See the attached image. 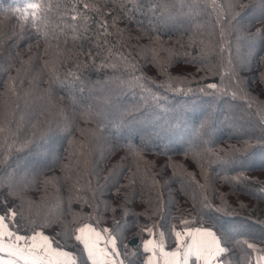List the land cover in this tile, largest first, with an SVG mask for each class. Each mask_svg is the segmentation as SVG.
<instances>
[{"label": "trees", "instance_id": "obj_1", "mask_svg": "<svg viewBox=\"0 0 264 264\" xmlns=\"http://www.w3.org/2000/svg\"><path fill=\"white\" fill-rule=\"evenodd\" d=\"M29 2L0 0V113L6 105L14 113L7 141L0 137V181L14 173L34 177L22 195L34 219L50 221L45 234L63 244L61 226L74 214L85 220L91 215L97 228L114 229L118 222L120 251L132 253L147 238L145 226L182 228L184 219L187 226L210 227V215L218 234L221 226L234 232L226 261L264 264V251L244 244L247 239L264 249V132L256 109L232 95L235 80L221 76L230 58L241 86L264 100V36L257 31L264 23L262 0H215V8L213 0H40L52 5L47 44L15 11ZM74 2L80 8L84 2L103 5L99 13H88L87 29L76 33L62 15L64 5ZM201 40L209 46L204 52ZM45 61H54V71ZM134 76L143 77L144 87ZM10 77L18 95H5ZM169 77L176 90L165 85ZM88 105L99 113L96 120L80 118ZM210 110L215 118L199 132L201 148L194 129ZM194 148L211 149L205 175ZM130 149L140 151L139 167ZM69 159L73 167L66 178L61 166ZM175 166L207 183L206 189ZM238 174L241 179H234ZM52 177L58 179L45 183ZM8 192L0 184V210H6L5 200L20 203ZM158 196L163 211L154 214ZM71 244L68 251L78 246L74 237ZM128 259L143 263L141 251Z\"/></svg>", "mask_w": 264, "mask_h": 264}, {"label": "snow or ice", "instance_id": "obj_2", "mask_svg": "<svg viewBox=\"0 0 264 264\" xmlns=\"http://www.w3.org/2000/svg\"><path fill=\"white\" fill-rule=\"evenodd\" d=\"M262 6H264V0H262ZM59 7V6H58ZM103 5L96 3L84 2L83 7H78V4L74 2L71 5H64L65 13L70 17L73 23L67 24L66 28L70 29L73 33L79 31L80 28L87 29V22L89 21V12L95 11L99 13ZM213 7L215 0H213ZM231 7V6H230ZM52 10L51 3H42L40 0H33L25 5L23 9H15L20 13V17L24 21H31V24L36 28L38 34H40L46 44L49 40V17L48 13ZM218 11V16H219ZM80 21V23H78ZM107 21L101 25L102 28L107 31ZM261 36H264V23H261L260 29L257 30ZM224 30L221 29V38L224 36ZM203 45L202 52L208 49V45L203 40L200 41ZM153 53L156 52L155 47L152 48ZM57 53H60L57 48ZM47 48L45 49V55H47ZM171 55V53H170ZM126 60V58H125ZM127 62V60H126ZM52 65L54 71V61H45V67ZM134 67V66H133ZM222 71L221 76L231 77L235 80L233 86L232 95L235 97L240 95L243 100L247 102L248 108H255V115L258 117L262 132H264V100L250 94L242 85V81L235 73V69L232 65V61L229 58L227 64L221 65ZM18 75H19V69ZM133 81L141 87H144L140 81L143 77H133ZM165 85L173 90H176L173 85V78L169 77L165 81ZM210 88L216 89L217 91H226L227 88H221L217 84L209 85ZM11 93L12 95H18L16 92L15 78L10 77V83L6 88L5 95ZM264 95V92L261 93ZM14 113L11 110L10 105L5 106V111L0 113V137H4L7 141L5 133H11L9 127L8 117ZM99 113L95 112L91 105L84 107L80 112V118L85 121L96 120ZM215 118V113L211 110L201 119L200 128L194 129L196 135L193 137L201 139L199 132L201 129L206 127ZM65 128L69 126L67 118H65ZM81 134L90 133L95 135V132L91 129H80ZM27 141L21 142L19 147H24ZM83 143V142H81ZM11 148V145H9ZM194 148L192 150V156L201 166V174L205 175L203 169V162L205 160V153H211V149ZM137 157V166L139 167L142 156L138 149H130ZM187 155V153H185ZM219 158V157H217ZM208 161L211 162L212 156L208 155ZM87 166V161H84ZM62 170L65 172L66 178L72 170L73 164L71 159L62 166ZM179 167L181 174L188 177L191 181L197 184L198 187L206 189L207 183L200 184L199 181L195 180V176L191 172H187L182 166ZM147 170V168L145 169ZM113 170H110V174ZM38 175V174H37ZM34 177L25 172L21 176L17 177L16 174H12L5 177L4 181H0V184H4L8 187V195L17 198L19 204H9L5 200V209L0 210V264H135V261L128 259L129 255L136 257L142 253L146 254V259L143 264H232L231 261L224 259L225 255L232 252L234 249L229 247L235 240V235L232 229L221 226L220 233L216 231V224L218 223L216 217L207 216V220L212 222V226H187L188 222L184 219H180V223L186 226L177 228L175 224H171L167 227L159 226L157 231V225L152 227H143L142 232H146L147 238L142 239L137 251L128 253L127 251L121 252L118 246V240L122 241V233L119 235L117 222V228L109 229L106 227L97 228L91 222L93 217L88 216L87 220L78 215H73L71 222L65 223L61 226V232L57 235H61L64 243L56 241L53 237L46 235L42 230L50 221L36 220L31 215V203L27 202V208L25 207L26 201L22 195L24 187L29 184ZM58 178L52 177L47 178L45 183H54ZM236 180L241 179V174L234 177ZM207 181V177H206ZM156 183L155 181L153 182ZM119 192V189H116ZM264 199V194H262ZM127 200V194L125 196ZM207 200V196L204 197ZM107 207V205H106ZM221 209L217 208V211ZM162 202L160 197H157V203L154 209V214L162 213ZM26 212L28 215L26 216ZM163 219V216L161 217ZM172 219H176L173 217ZM97 219V223H98ZM22 232L24 234H22ZM77 242V248L68 251L67 249L72 247L71 241ZM172 238L173 245H168V239ZM260 239L264 242V230H262ZM244 244L247 249L254 251H264V249L258 248L256 244L249 243L247 239H244ZM55 245V246H54ZM79 246H82L80 248ZM124 248L127 249L128 245L125 244ZM241 251H244L241 249ZM81 256L84 258L81 259ZM123 257V258H121Z\"/></svg>", "mask_w": 264, "mask_h": 264}, {"label": "crops", "instance_id": "obj_3", "mask_svg": "<svg viewBox=\"0 0 264 264\" xmlns=\"http://www.w3.org/2000/svg\"><path fill=\"white\" fill-rule=\"evenodd\" d=\"M170 246H174L173 244H171ZM122 258V257H121ZM141 259H142V262L146 259V254H143L142 253V249H141ZM143 264V263H142Z\"/></svg>", "mask_w": 264, "mask_h": 264}, {"label": "rangeland", "instance_id": "obj_4", "mask_svg": "<svg viewBox=\"0 0 264 264\" xmlns=\"http://www.w3.org/2000/svg\"><path fill=\"white\" fill-rule=\"evenodd\" d=\"M145 238H146V237H145ZM145 238H144V239H145Z\"/></svg>", "mask_w": 264, "mask_h": 264}]
</instances>
